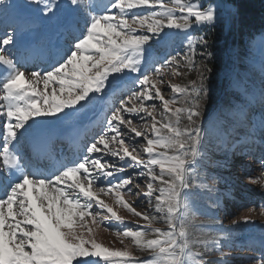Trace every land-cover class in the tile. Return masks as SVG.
<instances>
[{
	"label": "snow or ice",
	"instance_id": "obj_1",
	"mask_svg": "<svg viewBox=\"0 0 264 264\" xmlns=\"http://www.w3.org/2000/svg\"><path fill=\"white\" fill-rule=\"evenodd\" d=\"M218 19L214 0H0V264H228L229 234L208 228L194 201L217 189L200 179L213 53L207 35L190 30ZM169 30L187 50L148 60L149 42ZM181 66L196 78L165 79L186 75ZM125 83L84 147L41 171L34 161L51 158L56 126L68 124L70 138ZM129 167L138 171L123 175ZM133 196L139 204L125 199ZM117 209L134 226L105 224L120 244L106 246L95 229L125 224ZM240 211L248 214L233 226L254 222L256 205ZM250 264H264V250Z\"/></svg>",
	"mask_w": 264,
	"mask_h": 264
},
{
	"label": "rangeland",
	"instance_id": "obj_2",
	"mask_svg": "<svg viewBox=\"0 0 264 264\" xmlns=\"http://www.w3.org/2000/svg\"><path fill=\"white\" fill-rule=\"evenodd\" d=\"M225 1L214 0L219 7V19L215 24L224 18L230 19V8ZM198 2L207 4L209 0ZM209 26L214 25L193 28L190 30L191 34L199 35ZM169 31L173 34L167 41L153 38L149 42V51L146 53L148 60L160 61L166 57L170 58L177 51L183 54L187 50L183 33ZM226 57L227 65L225 64L224 70L219 71V74L211 72L212 99L206 108L205 116V127L208 128L206 156L200 165V179L208 186L214 185L217 191L210 193L206 188L201 189L194 201L196 210L201 213L200 219L208 228L216 233L229 234V239L223 241V251L231 253L225 257L228 264H250V258L264 250V216L259 214V205L264 204V164L260 163L264 157V32L251 40L243 52H239L236 46H231ZM196 60H199L198 56ZM179 71L186 75L165 76V79L182 84L197 76L195 70L189 72L183 66ZM127 86L125 83L121 89L110 93L104 101L89 111L85 121L100 112H106L107 106L112 104L110 99H114L113 103H118L120 97L126 95V92L124 94L122 91ZM254 102L258 105H254ZM209 119L214 121L211 128L208 127ZM247 140L250 143L254 140L248 149L244 145ZM133 171L138 169L129 167L123 175ZM249 175L259 178L262 182H248L246 177ZM100 198L112 203L108 197L101 195ZM125 199L139 204V198L135 196ZM214 202L218 207H211ZM250 205L257 206V212L251 214L254 222L233 226V220L248 214L240 209ZM145 207L146 204H140L137 210L144 211ZM117 211L125 217V224L105 222L95 229L97 240L106 246L120 247V244L113 232L104 231L105 224L114 230L134 226L133 223L127 222H134L136 218L126 209ZM216 220L219 223H215ZM156 226L166 227L161 224ZM209 259L218 261L219 254L212 253Z\"/></svg>",
	"mask_w": 264,
	"mask_h": 264
},
{
	"label": "trees",
	"instance_id": "obj_3",
	"mask_svg": "<svg viewBox=\"0 0 264 264\" xmlns=\"http://www.w3.org/2000/svg\"><path fill=\"white\" fill-rule=\"evenodd\" d=\"M225 2L230 8V19L224 18L218 24L204 28L200 33L207 35L210 51L213 53L210 59L214 60L208 62V67L211 72L218 74L219 71L224 70L225 64L227 65L226 53L231 46H236L239 52H243L251 40L264 32V0H226ZM237 9L238 17L233 15ZM240 140L238 141L241 142ZM247 142L250 143L248 140L244 143Z\"/></svg>",
	"mask_w": 264,
	"mask_h": 264
}]
</instances>
